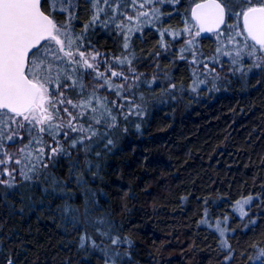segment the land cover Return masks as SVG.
Listing matches in <instances>:
<instances>
[{
  "label": "snow or ice",
  "instance_id": "snow-or-ice-1",
  "mask_svg": "<svg viewBox=\"0 0 264 264\" xmlns=\"http://www.w3.org/2000/svg\"><path fill=\"white\" fill-rule=\"evenodd\" d=\"M165 4L172 11L162 12ZM178 5L183 6L182 0H0V198L6 199L9 190L20 189V185L27 189L32 182L46 184L42 190L51 198L62 194L65 199L60 209L71 213L65 218L79 232L78 248L84 257L98 253L103 264H136L134 242L120 235L110 221L92 215L91 209L99 202L86 177H99L102 155L112 152L130 131L141 134L149 109L143 94L137 102L134 90L144 85L155 93L152 85L161 87L157 75L149 78L137 70L143 58L136 55L133 35L142 33L144 26L155 27L160 49L150 54L155 60L162 52L176 55L171 52L172 43L187 33L191 38L181 41L185 46L176 52L179 60L187 61V51L194 68L202 65L204 69L192 73L190 90L197 95L202 87L206 93L221 90L217 83L221 76L215 67L220 64L218 58H210L211 67L196 59L195 43L201 33L215 34L219 41L215 51L236 66L233 75L239 72L243 78L253 69L264 75V0L196 3L190 9L198 26L195 32L187 25L164 26L162 18L172 16ZM85 14L86 22H80ZM97 29L105 35L113 31L120 34L118 52L97 47ZM239 37L244 38L243 48L238 47ZM246 58L245 68L240 65ZM210 74H215L211 80ZM176 89L177 85L170 82L159 95L176 99ZM64 164L67 173L60 176L57 171ZM73 183L83 200L80 207L68 203L75 200L69 191ZM23 189L22 204L30 200ZM100 195L106 193L101 190ZM254 201L264 211L259 194L235 202L234 210L241 218L247 217L245 228L257 226L259 213L250 215ZM24 210V206L19 209ZM203 215L208 217L207 208ZM200 223L212 226L208 219ZM215 224L224 237L226 229L220 221ZM220 244L222 264H234L231 244L227 239ZM250 247L256 251L246 257V264H264V247ZM4 264H14V260L8 256Z\"/></svg>",
  "mask_w": 264,
  "mask_h": 264
},
{
  "label": "trees",
  "instance_id": "trees-1",
  "mask_svg": "<svg viewBox=\"0 0 264 264\" xmlns=\"http://www.w3.org/2000/svg\"><path fill=\"white\" fill-rule=\"evenodd\" d=\"M198 1L182 0V7L176 6L172 16L162 18L164 26H196L190 9ZM161 11L172 8L165 4ZM86 20L87 14L80 22ZM97 32V47L119 51L120 34ZM186 36L184 33L172 43L171 52L176 55L162 52L154 60L150 54L160 51L155 27L144 26L142 33L133 35L136 55L143 58L137 70L149 78L157 75L161 87L152 85L155 93L144 85L134 90L137 102L141 94L145 97L149 114L141 134L130 131L112 152L102 155L99 177H86L99 202L91 212L132 239L136 264H222V239L232 246L234 264H246V257L256 251L250 245L264 247V211L254 201L250 215L259 213L257 226L245 228L247 217L241 218L234 206L249 194H259L264 200V75L259 69L243 78L239 72L233 75L236 66L228 57L217 56L215 34L201 35L195 43L197 61L208 62L217 56L226 75L218 82L220 91L206 93L202 87L199 95L192 93V73L196 71L192 56L186 51L188 60L181 61L176 52L185 46L180 44ZM247 63L246 58L240 66L246 68ZM170 82L177 85L176 99L159 95ZM66 173L64 164L57 174ZM43 187L47 185L39 182L27 189L20 185V189L9 190L6 199L0 198V264L8 256L14 264H103L98 253L84 257L78 248L79 232L65 218L71 213L60 209L65 197L56 194L51 198ZM76 188L75 183L70 186L75 200L68 203L80 207L83 200ZM21 189L30 198L23 204ZM101 190L106 195H100ZM22 206L23 212L19 211ZM202 219L212 226L201 224ZM216 221L226 229L224 237L216 230Z\"/></svg>",
  "mask_w": 264,
  "mask_h": 264
},
{
  "label": "rangeland",
  "instance_id": "rangeland-1",
  "mask_svg": "<svg viewBox=\"0 0 264 264\" xmlns=\"http://www.w3.org/2000/svg\"><path fill=\"white\" fill-rule=\"evenodd\" d=\"M191 27V26H190ZM192 28V30H193V32H195L196 31V29H197V26H194V27H191ZM202 35V34H201ZM191 37H189L188 36V34H187V36L184 38V40L183 41H186L187 39H190ZM242 39V41H241V43L243 44V37H241ZM180 45H184V43H181ZM229 48V47H228ZM242 48H243V45H242ZM217 56H221L220 54L219 55H217ZM216 56V57H217ZM211 58V57H210ZM208 59V62H206L205 60H201V61H203V62H205V63H208L209 64V66L211 67V66H213V62H211L212 60L211 59ZM206 59V60H207ZM199 62V61H198ZM220 64H222L221 62H220ZM220 64H216V72L217 73H219L220 74V76H221V78H224V76L226 75V72H225V70H223L224 69V66L223 67H220ZM195 69H196V71L199 73V72H201V71H204V69L202 68V65L201 66H198V67H195ZM212 75H215V74H210V75H208V79L209 80H211L212 79ZM219 81H217V83H218Z\"/></svg>",
  "mask_w": 264,
  "mask_h": 264
},
{
  "label": "water",
  "instance_id": "water-1",
  "mask_svg": "<svg viewBox=\"0 0 264 264\" xmlns=\"http://www.w3.org/2000/svg\"><path fill=\"white\" fill-rule=\"evenodd\" d=\"M203 2H205V0H201V1H198L197 3H203ZM195 5H196V3L192 6V8H195ZM191 18H192V20L194 21V23H195V25L197 26V22L195 21V19L191 16ZM198 27V26H197ZM202 35H208V34H211V33H207V32H205V33H201Z\"/></svg>",
  "mask_w": 264,
  "mask_h": 264
}]
</instances>
